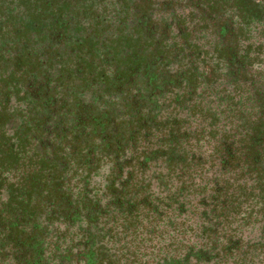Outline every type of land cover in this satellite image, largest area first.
Here are the masks:
<instances>
[{
    "label": "flooded vegetation",
    "instance_id": "1",
    "mask_svg": "<svg viewBox=\"0 0 264 264\" xmlns=\"http://www.w3.org/2000/svg\"><path fill=\"white\" fill-rule=\"evenodd\" d=\"M141 253L264 264V0H0V264Z\"/></svg>",
    "mask_w": 264,
    "mask_h": 264
},
{
    "label": "trees",
    "instance_id": "2",
    "mask_svg": "<svg viewBox=\"0 0 264 264\" xmlns=\"http://www.w3.org/2000/svg\"><path fill=\"white\" fill-rule=\"evenodd\" d=\"M252 6L255 7L254 5H252ZM253 11L258 12V9L253 8ZM171 158H172V161H168V164H173V166H174L175 164H177L178 160L175 163V157L172 156ZM220 179H223V178H220ZM145 180H146L145 178H141L140 181H145ZM148 180H149V178H148ZM221 182L223 183V181H221ZM224 182H225V180H224ZM202 222H203V225L207 224L208 226L205 228V226H203V225L200 226V223H198V225H195V226H190V228L188 229L189 230L188 234L187 235L185 234L186 236H184L187 244L184 243L185 241L183 242L184 244L187 245L186 247L191 248L197 254L200 253V243L211 244L213 239L215 238V236L213 235V232H212L213 228L209 224V219L202 220ZM153 233H154V231H151V230L148 231V234H151L150 236H148V239L153 240V236H152ZM109 236L106 234V238H108ZM158 237H159V239L156 240L157 237H155V240L152 241L153 245H154V242H156V249H158V250L165 248V246H166V248H167V246H173V245H175L176 242L182 243V240L179 239L180 238L179 236L177 237V236L171 235V237H168V235L164 236L163 234H161V232H159ZM144 239H146V238H144ZM167 239H168V241L166 242ZM109 241H110V239H109ZM161 243L163 245H161ZM195 246H197L199 248L194 249ZM144 255H146V254H144ZM140 257L141 258H137L134 262L137 264H149L148 260H145V257L142 255V253H141ZM142 260L144 262H142ZM164 264H167V263H164Z\"/></svg>",
    "mask_w": 264,
    "mask_h": 264
},
{
    "label": "rangeland",
    "instance_id": "3",
    "mask_svg": "<svg viewBox=\"0 0 264 264\" xmlns=\"http://www.w3.org/2000/svg\"><path fill=\"white\" fill-rule=\"evenodd\" d=\"M228 5H224V8H226ZM164 138H167V137H164ZM160 150H162V149H160ZM163 151H161V153H162ZM169 165H173V164H169Z\"/></svg>",
    "mask_w": 264,
    "mask_h": 264
}]
</instances>
